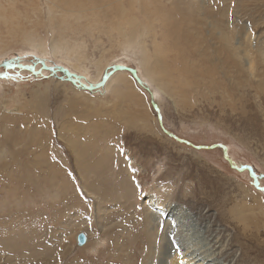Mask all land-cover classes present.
I'll list each match as a JSON object with an SVG mask.
<instances>
[{"label":"rangeland","instance_id":"1","mask_svg":"<svg viewBox=\"0 0 264 264\" xmlns=\"http://www.w3.org/2000/svg\"><path fill=\"white\" fill-rule=\"evenodd\" d=\"M118 62L161 124L129 71L61 70ZM233 165L264 187V0H0V264H264Z\"/></svg>","mask_w":264,"mask_h":264},{"label":"water","instance_id":"2","mask_svg":"<svg viewBox=\"0 0 264 264\" xmlns=\"http://www.w3.org/2000/svg\"><path fill=\"white\" fill-rule=\"evenodd\" d=\"M43 67H46L45 65ZM112 71L110 72H104V74L102 75L101 77V80L99 82H97L96 84H84L82 82H80V78L81 76L75 72H71L67 67H62L61 70L64 71L66 74L74 77L79 83H81V85H83L85 88H95V87H100L102 85H104L106 83V81L108 80L109 76L112 75L113 73V70H127L129 71L132 76L134 77V79L136 80V82H138V84L144 86L147 91L149 92V95H150V102L152 104V106L158 111V120L161 124L162 120H161V117H160V113H159V107H158V104L156 103L155 101V98H154V94L153 92L151 91L150 87L146 86L145 83L142 81V78L138 75V71L136 69V67H130V66H126V65H122V64H118V65H112ZM163 128V131L166 132V134H168L170 137H173L174 139H176L177 141L179 142H184L186 144H190L191 146H194L196 148H211L213 146H216V145H212V146H206V145H193L190 141L186 140V139H182V138H179L178 136H176L175 134L169 132L168 130H166L164 127ZM222 149H223V152H224V157L229 161L230 159L227 157L226 155V149H225V146L222 145V144H218ZM234 166V165H233ZM234 168H236L237 170H243V169H248L249 172L252 174L253 176V179H254V184L256 186L259 187L258 185V181L257 179L255 178L254 176V172H253V169L250 167V166H244V167H238V166H234ZM260 189L264 190V187H259ZM80 240H82L81 238H79Z\"/></svg>","mask_w":264,"mask_h":264},{"label":"bare ground","instance_id":"3","mask_svg":"<svg viewBox=\"0 0 264 264\" xmlns=\"http://www.w3.org/2000/svg\"><path fill=\"white\" fill-rule=\"evenodd\" d=\"M79 1V0H78ZM68 4V3H67ZM72 4V3H71ZM72 5H74V4H72ZM71 6V5H70ZM64 11H74V13H77V12H79V10L76 8V7H69V8H67V7H64ZM118 64H122V65H126L125 63H122V62H118V63H116V64H114V65H118ZM185 65V64H184ZM46 66H48V67H50V65H47L46 64ZM159 67V66H158ZM71 72H75L74 70H72L70 67H67ZM161 70L163 69V68H160ZM248 69H249V71H253V65H251V64H249L248 65ZM163 72H164V70H162ZM44 72V70H42V74H44L43 73ZM76 73V72H75ZM165 73H166V71H165ZM184 73V72H183ZM78 74V73H77ZM87 74V72H86V70H84L83 71V74H79L80 76H81V78H80V82H82V83H84V84H87L88 85V79L86 78V76L85 75ZM166 75V74H165ZM142 78V77H141ZM166 78H167V76H166ZM165 79V78H164ZM94 81H96V82H93L92 84H95V83H97L98 82V80H96V79H94ZM142 81H143V79H142ZM107 82V81H106ZM164 83V82H163ZM83 168V167H82ZM1 171V170H0ZM35 173V172H34ZM2 177V176H1ZM125 178V177H124ZM3 180V179H2ZM128 182H129V180H128ZM126 187H128V183H127V186ZM130 189H132V188H130ZM129 189V190H130ZM27 190V189H26ZM125 190V189H124ZM132 192V191H131ZM157 205H160L161 206V203H159V204H157ZM13 239V238H12ZM45 252V251H44ZM42 253V252H41ZM26 260V259H25ZM168 264H200V263H198V262H196L195 260H192V258H190V257H187L186 255H185V253L184 252H182V254H176V255H174L171 259H170V262L168 263Z\"/></svg>","mask_w":264,"mask_h":264}]
</instances>
